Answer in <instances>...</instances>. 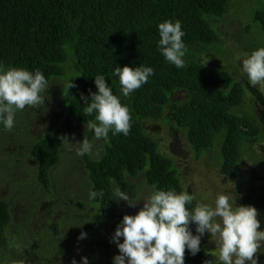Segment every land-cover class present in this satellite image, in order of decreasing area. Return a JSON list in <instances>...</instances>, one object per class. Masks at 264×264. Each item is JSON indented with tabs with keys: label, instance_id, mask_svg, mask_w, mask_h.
I'll list each match as a JSON object with an SVG mask.
<instances>
[{
	"label": "trees",
	"instance_id": "trees-1",
	"mask_svg": "<svg viewBox=\"0 0 264 264\" xmlns=\"http://www.w3.org/2000/svg\"><path fill=\"white\" fill-rule=\"evenodd\" d=\"M237 1L0 0V61L6 67L39 69L48 85L65 80L66 72L72 71L71 77L76 78L72 87L66 81L62 88L59 101L66 106L62 125L31 146L25 159L27 168L31 163L29 179L13 175L20 178L14 183L0 177V264H72L84 256L90 264H112L117 248L109 235L111 226L129 214L122 201L115 200L114 187L119 185L133 199L138 198L139 179L150 189L186 190L175 160L147 132L145 122L149 120L170 123L185 136L198 158L218 150L222 172L240 182L247 196L260 194L247 179L244 165L246 160L264 162L252 149L262 142L263 128L253 115L231 111L247 104L244 82L228 71L216 75L221 62L218 54L211 65L206 61L221 44L225 46L217 26ZM252 16L264 32V6ZM165 20H179L186 33L182 38L186 45L184 68L169 64L158 51L157 25ZM224 53L227 57L223 59L228 61V51ZM141 64L153 67L155 75L124 97L114 69ZM100 74L132 117L130 134L110 132L109 142L95 141L86 128L87 120L94 116L83 113V97L90 99L91 93L98 91L94 81ZM230 78L235 83L227 91L222 85ZM60 85L55 84L59 94ZM182 91L187 94L184 99L177 97ZM79 127L84 132L78 141L87 136L95 142L99 156L83 157V182H77L73 168L68 173L66 177L75 186L65 193L66 203H62L61 218L65 220L58 222L57 217L48 227L37 216L45 199L59 197L54 191L61 186L60 180L53 177L54 168L64 163L59 138L67 135L72 140ZM245 150L252 152L248 159ZM76 159L73 154L71 164ZM91 191H103V196L91 199ZM194 206L195 201L189 207ZM190 227L196 234L195 224ZM81 232L87 233L83 240L78 239ZM206 252L202 249L192 256L186 249L185 254L189 262L202 263L209 258Z\"/></svg>",
	"mask_w": 264,
	"mask_h": 264
},
{
	"label": "clouds",
	"instance_id": "clouds-1",
	"mask_svg": "<svg viewBox=\"0 0 264 264\" xmlns=\"http://www.w3.org/2000/svg\"><path fill=\"white\" fill-rule=\"evenodd\" d=\"M157 27L160 34L158 51L169 64L184 68L186 45L182 38L186 33L181 22L165 20ZM240 71L253 87L264 93V46L242 58ZM114 75L119 78L122 95L129 97L149 82L155 70L142 64L136 67L117 66ZM94 82L98 91L92 92L90 99L83 97L84 115L94 116L93 120L86 122L87 132L94 134L95 141L104 142H109L110 132L112 135H129L132 127L129 108L114 94L104 75H95ZM48 83L39 69L30 71L23 67H6L0 61V124L11 131L15 127L18 111L41 106L49 89ZM59 139L65 150L74 152L77 157L99 156L95 142L87 136L82 142L75 143L67 135ZM114 194L117 202L127 201L131 207H135L140 200L144 204L137 214H125L117 226H111L113 229L109 235L117 248L112 264H185V259L186 264H207L213 260L217 264H260L257 253L264 252V230L261 229L255 206L238 205L226 193H218L213 203L198 201L194 207L189 206L196 201V196L188 190L177 192L175 189L153 187L133 199L117 185ZM89 195L95 199L102 197L103 191H91ZM49 200L45 199L37 216L48 227L57 219L53 209L51 212L48 208ZM192 224L196 226V234L190 227ZM39 229L43 231L42 226ZM208 233L215 243L214 251L208 253L209 258L203 259L202 263H196V260L189 262L186 249L192 256L197 255L202 250V237ZM86 237L87 233L81 232L78 239ZM72 264H90V261L84 256L79 261L74 259Z\"/></svg>",
	"mask_w": 264,
	"mask_h": 264
},
{
	"label": "rangeland",
	"instance_id": "rangeland-1",
	"mask_svg": "<svg viewBox=\"0 0 264 264\" xmlns=\"http://www.w3.org/2000/svg\"><path fill=\"white\" fill-rule=\"evenodd\" d=\"M263 6L264 0H239L233 3L231 13L225 15L217 26V29L220 30L224 37L225 46L223 47L221 44L222 48H216L214 50L215 54H210L206 61L211 65L214 58L218 59L221 56L220 68L215 72L216 75H219L220 72L228 71L231 75L234 73L237 79L244 82L247 104L234 107L231 111L238 115L244 113L258 118L263 128L264 137V93H261L257 87H253L240 71L242 58L254 49L264 46V32L258 23L252 21V12L261 9ZM258 42L260 46L257 45ZM241 45L242 47H248V49L241 48ZM224 51L226 53L228 51V57L230 58L228 61L223 59L227 57ZM71 75L72 71L66 72L62 77H66L65 80L55 81L54 84L49 85V89L45 93V102L41 106L38 108L26 107L23 111H18L15 117V127L11 131L6 130L4 127L0 130V175L8 178V181L10 179L16 183V180L20 179L14 177L17 174L22 176L23 179H29V165L31 163L29 162V168H27L25 159H27L31 146L38 142L41 136L55 131L62 125L65 119L66 106L64 103H60L59 99L63 96L62 88L66 85V81H69V84L76 81V78L71 77ZM59 83H61L60 94L55 86V84ZM234 83L235 80L230 78L228 83L226 82L222 86H224L223 88L226 87L225 90L228 91L233 87ZM186 95V92L182 91L178 93L177 97H183L184 99ZM145 124L147 132L160 144L161 150L175 160L185 189L196 196L195 203L198 201L213 203L218 193H226L233 200H236L238 205L255 206L259 213L258 218L261 220V229L264 230V162L245 161L244 166L248 172L247 179L260 191L259 195L249 197L240 182L227 177L222 172L218 150L213 153H205L198 158L192 152L191 145L185 136L173 130V126L170 123H166L163 120H149ZM83 132L84 128L79 127L78 136H73L70 141L75 143L80 140V135ZM252 149L264 159V138L262 142L254 145ZM62 154L61 162L63 161L64 163L56 166L53 171V177H59L60 180L61 186L54 191L55 195L58 194L59 197L55 198V200L50 197V201L47 203L48 208L50 210L51 208L53 209L55 216L60 217L57 221L61 223L65 220L61 218L63 214L62 203H66L64 197L75 186L74 182L66 176L70 171L72 172V168L75 171V179H77L78 183L82 181L84 176L83 158L78 157L76 162L71 164L73 159L70 161V157L75 153H69L64 148ZM251 154L250 150H245L244 157L248 159ZM30 170L32 172L31 168ZM138 181L140 187L139 198L141 195L146 194L150 188L146 184L144 185L142 179ZM123 204L126 207L125 213L128 212L131 215H135L143 207L144 201H138L135 207L129 206L127 201H123ZM42 229L46 231L44 226H42ZM201 247L209 254L214 251L215 243L211 241L210 233L202 237ZM257 255L259 256L260 264H264V252H258Z\"/></svg>",
	"mask_w": 264,
	"mask_h": 264
}]
</instances>
